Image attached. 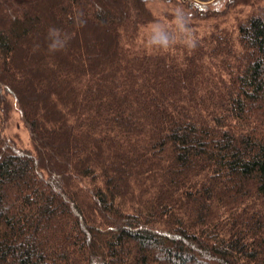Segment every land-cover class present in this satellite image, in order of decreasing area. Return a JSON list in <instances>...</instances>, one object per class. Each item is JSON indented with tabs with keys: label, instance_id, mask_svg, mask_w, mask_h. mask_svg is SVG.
<instances>
[{
	"label": "trees",
	"instance_id": "trees-1",
	"mask_svg": "<svg viewBox=\"0 0 264 264\" xmlns=\"http://www.w3.org/2000/svg\"><path fill=\"white\" fill-rule=\"evenodd\" d=\"M148 2L0 0V264H264V0Z\"/></svg>",
	"mask_w": 264,
	"mask_h": 264
},
{
	"label": "rangeland",
	"instance_id": "rangeland-1",
	"mask_svg": "<svg viewBox=\"0 0 264 264\" xmlns=\"http://www.w3.org/2000/svg\"><path fill=\"white\" fill-rule=\"evenodd\" d=\"M184 0H149L147 3V7L149 8L152 16L164 23L165 25H155L153 31L155 33L161 32V29L164 27L170 28L171 26H176L179 29L181 28V24L178 20V15L180 12L185 14L187 20H189V13L185 10L180 3ZM189 1V0H186ZM193 2H197L201 7L207 10H221L224 8L227 0H191ZM168 20H170L168 22ZM190 21V20H189ZM200 22V21H199ZM172 23V25H170ZM90 37V36H89ZM4 133L7 136L14 137L20 146L28 147L29 146V133L26 128L23 126L18 113L15 109H13L10 113V119L7 121Z\"/></svg>",
	"mask_w": 264,
	"mask_h": 264
},
{
	"label": "clouds",
	"instance_id": "clouds-1",
	"mask_svg": "<svg viewBox=\"0 0 264 264\" xmlns=\"http://www.w3.org/2000/svg\"><path fill=\"white\" fill-rule=\"evenodd\" d=\"M53 47H55V45Z\"/></svg>",
	"mask_w": 264,
	"mask_h": 264
}]
</instances>
